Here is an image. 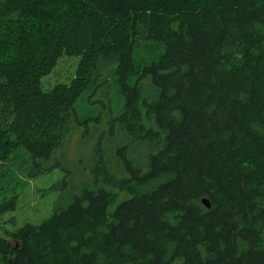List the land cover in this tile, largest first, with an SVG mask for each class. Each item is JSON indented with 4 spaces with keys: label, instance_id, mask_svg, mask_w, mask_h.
I'll use <instances>...</instances> for the list:
<instances>
[{
    "label": "trees",
    "instance_id": "obj_1",
    "mask_svg": "<svg viewBox=\"0 0 264 264\" xmlns=\"http://www.w3.org/2000/svg\"><path fill=\"white\" fill-rule=\"evenodd\" d=\"M64 54L74 77L44 90ZM101 67L117 111L80 119ZM76 127L90 180L0 224V264H264V0H0V179L25 184L19 150L51 171Z\"/></svg>",
    "mask_w": 264,
    "mask_h": 264
},
{
    "label": "rangeland",
    "instance_id": "obj_2",
    "mask_svg": "<svg viewBox=\"0 0 264 264\" xmlns=\"http://www.w3.org/2000/svg\"><path fill=\"white\" fill-rule=\"evenodd\" d=\"M78 61V55H62L51 72L42 77V88L48 91L56 83H69L74 77ZM108 73L104 67L93 71V81L75 102L77 116L80 119L88 115L95 116L107 105H110L114 113L117 111V103H120L117 100V87ZM81 132L82 128L76 127L74 132L67 136L63 145L53 153L51 159L42 164L52 167L51 171L46 173L30 177L25 175L24 171L29 163L28 159L24 158L26 151L16 152L18 156L15 162L19 166L17 174L25 180V184L16 187L15 181H18V178H13L11 182L0 179V203L14 193L18 194L15 207L1 211L0 224L5 231L14 230L25 221L40 222L50 213L57 198L65 200L70 190H76L90 180L91 169L94 167L92 154L98 138L93 136L82 140ZM65 180L69 181L66 185Z\"/></svg>",
    "mask_w": 264,
    "mask_h": 264
},
{
    "label": "water",
    "instance_id": "obj_3",
    "mask_svg": "<svg viewBox=\"0 0 264 264\" xmlns=\"http://www.w3.org/2000/svg\"><path fill=\"white\" fill-rule=\"evenodd\" d=\"M206 207H210V202L208 200V198L204 197L202 198V202Z\"/></svg>",
    "mask_w": 264,
    "mask_h": 264
}]
</instances>
